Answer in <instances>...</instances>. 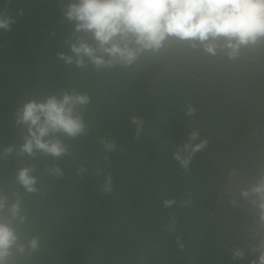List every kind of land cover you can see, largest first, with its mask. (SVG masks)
<instances>
[{
  "label": "trees",
  "instance_id": "obj_1",
  "mask_svg": "<svg viewBox=\"0 0 264 264\" xmlns=\"http://www.w3.org/2000/svg\"><path fill=\"white\" fill-rule=\"evenodd\" d=\"M69 2L0 0V19L9 21L0 29V152L13 148L0 159V193L9 204L22 199L27 222L18 234L39 242L31 257H15L17 264L256 260L259 211L223 189L234 155L248 157L252 137L264 139V48L229 61L174 44L130 68L78 69L57 56L70 54ZM79 35L91 42L90 34ZM72 91L90 102L81 113L84 133L59 136L68 153L20 154L25 126L16 123L18 110ZM133 117L143 122L138 136ZM194 131L193 143L207 144L185 169L174 153ZM25 166L35 168L37 193H24L15 181ZM54 166L63 176L48 174ZM235 250L243 256L234 258Z\"/></svg>",
  "mask_w": 264,
  "mask_h": 264
},
{
  "label": "clouds",
  "instance_id": "obj_2",
  "mask_svg": "<svg viewBox=\"0 0 264 264\" xmlns=\"http://www.w3.org/2000/svg\"><path fill=\"white\" fill-rule=\"evenodd\" d=\"M64 16L73 25V40L65 42L70 54L61 52L57 56L78 69L89 65L97 71L130 68L142 57L159 54L174 44L229 61L238 60L244 50L264 48V0H70ZM8 26L7 19H0V29L7 30ZM81 33L90 34L91 42ZM89 102L87 93L72 91L24 103L16 115L17 125L25 126L19 153L32 158L37 153L53 158L66 155L69 149L59 136L75 138L84 133L81 113ZM193 112L189 108L187 115ZM131 123L138 136L143 122L133 117ZM197 138L198 133L192 132L183 148L174 153L185 169L192 156L207 144L206 140L193 143ZM105 147L112 150L114 145ZM12 153L13 148L8 147L0 152V159ZM34 171L33 166H25L16 173L15 181L26 194L38 192ZM47 171L63 176L59 167ZM103 190L111 191L110 175L105 177ZM239 196L258 209L259 224L264 226V176L240 189ZM173 203L164 201L165 206ZM26 222L22 199L16 196L9 204L0 193V264H17L15 257H31L38 250L36 237L22 241L18 234ZM252 251L259 255L250 264H264V236ZM242 256L240 250L233 252L234 258Z\"/></svg>",
  "mask_w": 264,
  "mask_h": 264
},
{
  "label": "crops",
  "instance_id": "obj_3",
  "mask_svg": "<svg viewBox=\"0 0 264 264\" xmlns=\"http://www.w3.org/2000/svg\"><path fill=\"white\" fill-rule=\"evenodd\" d=\"M256 137V139L252 137V143H249L248 149L246 148L250 153L248 157H245V155H238V153L234 155V167L230 169L223 189L224 194L243 204L247 203L240 198V189L247 188L250 184L255 183L261 176H264V139H261L260 136L257 135ZM255 236L259 239L261 236H264V226H261L259 223Z\"/></svg>",
  "mask_w": 264,
  "mask_h": 264
}]
</instances>
